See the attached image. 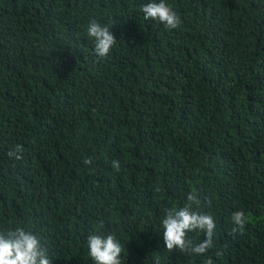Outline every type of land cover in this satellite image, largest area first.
Returning <instances> with one entry per match:
<instances>
[{"label":"trees","instance_id":"1","mask_svg":"<svg viewBox=\"0 0 264 264\" xmlns=\"http://www.w3.org/2000/svg\"><path fill=\"white\" fill-rule=\"evenodd\" d=\"M147 2L0 0V231L38 234L52 264H94L97 230L122 264H264V0H166L171 30ZM93 20L117 39L103 59ZM192 191L216 222L202 256L162 238Z\"/></svg>","mask_w":264,"mask_h":264},{"label":"clouds","instance_id":"2","mask_svg":"<svg viewBox=\"0 0 264 264\" xmlns=\"http://www.w3.org/2000/svg\"><path fill=\"white\" fill-rule=\"evenodd\" d=\"M141 11L145 20H155L167 29L180 27L182 20L166 0H150L142 5ZM87 36L92 40L95 55L103 59L107 57L116 44V37L110 31V25H102L96 20L89 23ZM23 145H16L9 151V157L22 159ZM86 165L92 163V158L84 160ZM113 168L120 170V163L113 161ZM94 171V169H92ZM159 191V189H157ZM201 198L196 191L189 192L182 207H167L163 209L161 226L162 238L169 252L178 250L187 255L202 256L214 247L213 237L216 232V222L211 214L199 211ZM234 227L232 234H242L248 222L243 210L234 211L231 216ZM204 233L203 239L196 243L189 238L190 232ZM88 255L94 264H122L123 247L114 234L99 230L87 236ZM0 264H52L49 248L42 238L31 230L17 225L0 231Z\"/></svg>","mask_w":264,"mask_h":264}]
</instances>
